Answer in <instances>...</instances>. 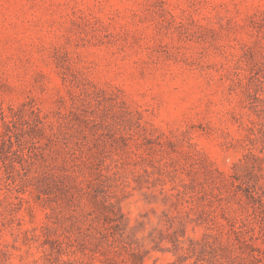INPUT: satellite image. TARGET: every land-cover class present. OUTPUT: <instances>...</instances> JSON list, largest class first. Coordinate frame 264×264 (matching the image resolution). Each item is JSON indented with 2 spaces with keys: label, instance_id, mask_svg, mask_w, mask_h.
<instances>
[{
  "label": "rangeland",
  "instance_id": "obj_1",
  "mask_svg": "<svg viewBox=\"0 0 264 264\" xmlns=\"http://www.w3.org/2000/svg\"><path fill=\"white\" fill-rule=\"evenodd\" d=\"M0 142V264H264V0H0Z\"/></svg>",
  "mask_w": 264,
  "mask_h": 264
},
{
  "label": "trees",
  "instance_id": "obj_2",
  "mask_svg": "<svg viewBox=\"0 0 264 264\" xmlns=\"http://www.w3.org/2000/svg\"><path fill=\"white\" fill-rule=\"evenodd\" d=\"M2 115V125L5 126V127H9L10 124L13 123V119L12 117L11 118H8V116H6L4 113L1 114ZM36 120L40 123H42V118L39 116V115H36ZM5 141V138L1 140L2 143H4ZM0 142V144H1Z\"/></svg>",
  "mask_w": 264,
  "mask_h": 264
}]
</instances>
